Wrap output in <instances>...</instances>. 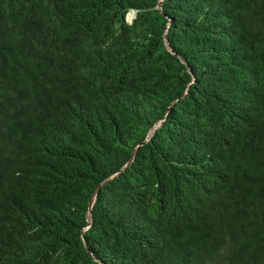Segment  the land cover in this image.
<instances>
[{"label":"trees","instance_id":"1","mask_svg":"<svg viewBox=\"0 0 264 264\" xmlns=\"http://www.w3.org/2000/svg\"><path fill=\"white\" fill-rule=\"evenodd\" d=\"M0 264H264V0H0Z\"/></svg>","mask_w":264,"mask_h":264},{"label":"rangeland","instance_id":"2","mask_svg":"<svg viewBox=\"0 0 264 264\" xmlns=\"http://www.w3.org/2000/svg\"><path fill=\"white\" fill-rule=\"evenodd\" d=\"M132 18H133V14L130 13V14L127 15L126 19H127L128 22H130Z\"/></svg>","mask_w":264,"mask_h":264}]
</instances>
